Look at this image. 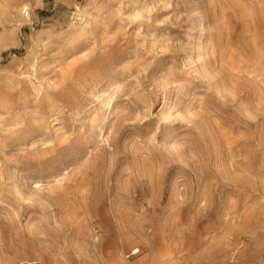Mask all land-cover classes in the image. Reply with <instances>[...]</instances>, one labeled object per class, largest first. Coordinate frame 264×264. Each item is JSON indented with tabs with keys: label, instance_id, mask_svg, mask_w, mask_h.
<instances>
[{
	"label": "rangeland",
	"instance_id": "1",
	"mask_svg": "<svg viewBox=\"0 0 264 264\" xmlns=\"http://www.w3.org/2000/svg\"><path fill=\"white\" fill-rule=\"evenodd\" d=\"M88 2L0 0V264H264V0Z\"/></svg>",
	"mask_w": 264,
	"mask_h": 264
},
{
	"label": "bare ground",
	"instance_id": "2",
	"mask_svg": "<svg viewBox=\"0 0 264 264\" xmlns=\"http://www.w3.org/2000/svg\"><path fill=\"white\" fill-rule=\"evenodd\" d=\"M97 0H89L88 4L85 5H75L76 11H74L75 15H85L86 16V22L82 25H78L75 24L73 22L70 23V27L66 30L62 31L63 35H67L69 37V41L73 42V41H78V40H83V39H87L90 35H94L96 34L101 25L104 23V17H103V12H102V6H100L97 2ZM29 5L28 4H23L22 7L20 8V12L22 13L24 9H28ZM24 17V16H23ZM258 18H261V14H259ZM25 20H28V17H26ZM260 26L261 29H264V23L260 22ZM64 32H66V34H64ZM234 37H237L236 34V30L234 31ZM64 36V37H65ZM258 40V41H257ZM249 46V56H251L250 58H252L253 63L252 66L253 68L251 70H248L247 74L253 78L256 79V81L258 83H260L261 86L264 87V34L261 38L258 37H254L250 40V43L248 44ZM232 57V56H231ZM222 57H221V61H222ZM230 61L233 62V60ZM232 69L237 70L238 73H242L241 71V67L235 63H232ZM257 64H259V66H257ZM237 66V67H235ZM110 81V80H109ZM107 89L105 88H98L97 84L94 85L91 90L86 93L85 96H90V100L87 101V104H91L93 103L91 106L93 105H98L99 103H101L102 106H110L111 104V100L113 98V95H109L108 93H106ZM46 118H49V116H45L43 118H41L43 121L46 120ZM58 117L54 116L52 118V120H57ZM57 123V122H55ZM42 126V125H40ZM260 143H264V133L261 134L260 136ZM260 184V191L262 193V195L260 194V198L261 200H263L264 202V180L259 182ZM136 230H138L137 226H134L133 228V232H136ZM127 238L126 240L128 242L133 241L132 240V233H127L126 234ZM152 254V263L156 262L157 260H162L165 259L166 256H168V253L166 251V249H162V252H154V250H152L151 252ZM114 263L113 264H122V262L117 258V256L115 255L114 257Z\"/></svg>",
	"mask_w": 264,
	"mask_h": 264
},
{
	"label": "built area",
	"instance_id": "3",
	"mask_svg": "<svg viewBox=\"0 0 264 264\" xmlns=\"http://www.w3.org/2000/svg\"><path fill=\"white\" fill-rule=\"evenodd\" d=\"M24 17H29V10L24 9L22 12ZM86 16L85 15H73L72 22L78 25H82L86 22ZM140 252L139 248L132 249L128 254L127 258H130L131 256L137 255ZM28 264H39L38 260H33L29 262Z\"/></svg>",
	"mask_w": 264,
	"mask_h": 264
}]
</instances>
